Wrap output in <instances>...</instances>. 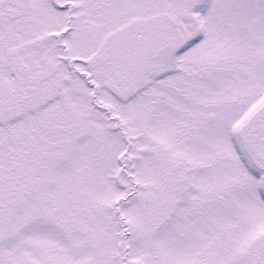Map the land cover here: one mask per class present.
Masks as SVG:
<instances>
[{
	"label": "snow or ice",
	"instance_id": "obj_1",
	"mask_svg": "<svg viewBox=\"0 0 264 264\" xmlns=\"http://www.w3.org/2000/svg\"><path fill=\"white\" fill-rule=\"evenodd\" d=\"M0 264H264V0H0Z\"/></svg>",
	"mask_w": 264,
	"mask_h": 264
}]
</instances>
